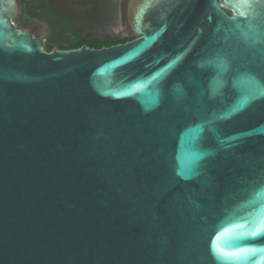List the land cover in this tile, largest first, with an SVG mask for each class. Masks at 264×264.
<instances>
[{
  "label": "water",
  "instance_id": "95a60500",
  "mask_svg": "<svg viewBox=\"0 0 264 264\" xmlns=\"http://www.w3.org/2000/svg\"><path fill=\"white\" fill-rule=\"evenodd\" d=\"M251 4L128 0L133 41L47 52L0 0V264H264Z\"/></svg>",
  "mask_w": 264,
  "mask_h": 264
},
{
  "label": "trees",
  "instance_id": "16d2710c",
  "mask_svg": "<svg viewBox=\"0 0 264 264\" xmlns=\"http://www.w3.org/2000/svg\"><path fill=\"white\" fill-rule=\"evenodd\" d=\"M22 7V13L17 22V26L20 27L21 21L26 18L36 15L38 18L44 20L48 23L56 32L55 37L58 41V45L54 46L52 44L47 43L45 47V51L52 52L53 50H78L82 46H88L92 49L101 50L104 47H113L118 45H123L128 42L133 41L132 35L130 36H121V35H110L104 36L100 39H92V34L84 35L82 28L88 27L90 29H94L97 26H101L100 21L95 20H81V21H73V20H65L64 16L57 13L55 10H50L48 5L45 2H41L36 4L34 7L35 14H32L28 11V5H26L27 1L22 0L19 1ZM117 8L115 5L114 12H116ZM230 14V12H228ZM82 26V27H81ZM67 32V36L62 38V35Z\"/></svg>",
  "mask_w": 264,
  "mask_h": 264
},
{
  "label": "rangeland",
  "instance_id": "374dc122",
  "mask_svg": "<svg viewBox=\"0 0 264 264\" xmlns=\"http://www.w3.org/2000/svg\"><path fill=\"white\" fill-rule=\"evenodd\" d=\"M116 4V12L114 16L110 18L102 19L101 26H97L94 29L85 27L83 30L84 35L92 34V39H100L104 36L110 35H125L131 36L130 28L127 24V19H125V9L127 0H114ZM21 12L17 19V22L20 18ZM20 27H26L34 30L38 35L44 37L47 40V43L57 46L59 43L55 37V30L46 22L40 20L37 16H30L25 20L21 21ZM82 27V26H81ZM67 36V32L62 35V38Z\"/></svg>",
  "mask_w": 264,
  "mask_h": 264
},
{
  "label": "flooded vegetation",
  "instance_id": "af4514ba",
  "mask_svg": "<svg viewBox=\"0 0 264 264\" xmlns=\"http://www.w3.org/2000/svg\"><path fill=\"white\" fill-rule=\"evenodd\" d=\"M26 1H27L26 5H28L29 7L28 11L31 12L32 14H35L34 7L36 6V4L45 2L50 10H55L57 13L64 16V21L65 20L102 21V19H106V18H110L111 16H114L115 14L114 9L116 5L114 0H26ZM26 29H29L34 34H38L30 28H26Z\"/></svg>",
  "mask_w": 264,
  "mask_h": 264
},
{
  "label": "snow or ice",
  "instance_id": "6c2138e0",
  "mask_svg": "<svg viewBox=\"0 0 264 264\" xmlns=\"http://www.w3.org/2000/svg\"><path fill=\"white\" fill-rule=\"evenodd\" d=\"M260 2L264 3V0H260ZM241 6L251 8L252 7L251 0H241ZM244 14H245L244 12H241V15H244ZM259 234L260 233L258 231L252 233L253 236H257Z\"/></svg>",
  "mask_w": 264,
  "mask_h": 264
}]
</instances>
